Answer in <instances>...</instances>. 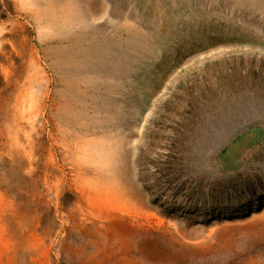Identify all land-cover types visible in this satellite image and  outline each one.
Segmentation results:
<instances>
[{"label":"rangeland","instance_id":"1","mask_svg":"<svg viewBox=\"0 0 264 264\" xmlns=\"http://www.w3.org/2000/svg\"><path fill=\"white\" fill-rule=\"evenodd\" d=\"M76 1L78 24L49 37L27 0H0V264H264V0ZM75 50L96 102L64 90L74 58L55 54ZM35 56L57 138L86 144L95 116L110 195L94 207L12 150L48 86Z\"/></svg>","mask_w":264,"mask_h":264},{"label":"bare ground","instance_id":"2","mask_svg":"<svg viewBox=\"0 0 264 264\" xmlns=\"http://www.w3.org/2000/svg\"><path fill=\"white\" fill-rule=\"evenodd\" d=\"M27 1L30 6L36 9L33 15L40 30L44 33H48L49 37L60 36L69 26L72 27L73 25L78 24L83 16L80 9L81 7L76 0ZM125 23L127 26H130L127 18ZM1 46L2 43L0 42V47ZM45 53L47 54V52ZM70 54L71 56L69 57H66L65 53H62V55H58V53L55 54L56 57L62 60L74 58L71 60L72 68L69 69L70 72H67L64 76V90L73 97H76L77 95L84 93L86 86V90L88 91L87 94L91 97V101L96 102L95 93L98 76L97 65H94L89 56L79 59L78 55H80V53L76 50L74 53ZM41 59V56H35V59L33 60L35 70L32 77L35 76V80L44 82L46 78L48 86L44 92L43 89L40 90L38 88V84L32 85L31 90L37 92L39 95H33L32 102H30L32 107L31 111L25 110L30 116L26 121L28 122L27 125H31L30 131L25 129L24 124H26V122H20L18 127H15L13 131L14 137L12 140V150L17 155L20 154L22 156L21 158L29 164V169L31 170H35V167L38 168L40 163L44 160L45 174L46 176H51L50 178L54 180L55 185H60L64 181L67 182L69 180L74 182L79 181L76 185V189L80 194V197L82 200H86L91 207H94L97 205L96 203L100 196L105 195L109 197L110 195L109 192L104 193L106 190L99 184V152L97 147L98 138L96 136L95 116H92L90 121L93 136L86 141V144H83L80 140H76L74 144H67L61 138L60 140L57 138V131H62L64 133H67V131L65 128L58 129L55 122H52L49 119L54 107H52L53 100L51 98V90L48 89V87L51 86L53 78L46 75L47 72L44 65L41 66V64H43ZM52 63L55 64L57 62L53 61ZM49 67H52V65L49 64ZM47 76H49V78H47ZM47 89L48 92H46ZM74 99L76 100V98ZM47 101H49L48 106ZM74 102L76 105H81L79 101ZM25 104L26 102L24 100V105ZM38 110V114L34 115L33 112ZM74 113L77 117L81 116L79 109ZM25 118L26 116L24 114L22 119ZM39 119H42L40 124H38ZM43 135L45 136L46 141L43 146L44 152H41L40 147H38V142L41 141ZM73 147L75 148L71 151L73 154L70 156L69 148ZM45 152H47L46 155H44ZM47 184L48 187L51 188L49 179Z\"/></svg>","mask_w":264,"mask_h":264}]
</instances>
